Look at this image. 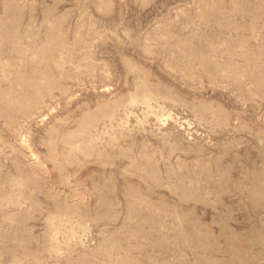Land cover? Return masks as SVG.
Here are the masks:
<instances>
[{
  "label": "rangeland",
  "instance_id": "374dc122",
  "mask_svg": "<svg viewBox=\"0 0 264 264\" xmlns=\"http://www.w3.org/2000/svg\"><path fill=\"white\" fill-rule=\"evenodd\" d=\"M0 264H264V0H0Z\"/></svg>",
  "mask_w": 264,
  "mask_h": 264
}]
</instances>
